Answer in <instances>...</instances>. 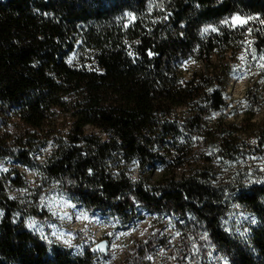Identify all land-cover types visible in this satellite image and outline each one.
<instances>
[{"label":"trees","instance_id":"1","mask_svg":"<svg viewBox=\"0 0 264 264\" xmlns=\"http://www.w3.org/2000/svg\"><path fill=\"white\" fill-rule=\"evenodd\" d=\"M234 15L253 18L204 30ZM261 21L264 0H0V162L72 186L111 228L136 227V204L190 215L181 264H264V181L240 162L264 153ZM257 64L227 119L229 81ZM26 186L0 174V264H81L27 229L30 205L10 193Z\"/></svg>","mask_w":264,"mask_h":264},{"label":"rangeland","instance_id":"2","mask_svg":"<svg viewBox=\"0 0 264 264\" xmlns=\"http://www.w3.org/2000/svg\"><path fill=\"white\" fill-rule=\"evenodd\" d=\"M239 16L246 19L243 15ZM210 25L218 29L226 24L216 22ZM207 31L212 29L208 28ZM250 49V40H247L245 48L239 55L240 62L244 63ZM257 67L258 64L256 67L242 66L229 81L228 93L232 97L230 104L235 111L227 115V119L237 120L241 117L243 91L248 81L257 79ZM258 81L263 86V101L254 117L257 122L264 120V80L258 79ZM255 146L256 143L250 141L248 148ZM261 150L264 152V145ZM240 162L241 167L247 169V181H254L255 176L264 181V153H252L251 156L247 154L245 160ZM215 167L218 168V173L224 175L229 168L236 166H229L226 170L221 164L215 163ZM12 169H18L26 178L27 186L24 190L18 191L17 188H13L10 193L12 198L20 196L30 205V214L26 218L27 229L41 238L46 237L58 243L75 256L79 255L82 257L81 264H181L188 250L193 252V245L190 241L187 242L185 235L192 220L188 214L181 218L178 215L170 217L156 213L151 215L136 204L139 212L143 213L136 227L111 228L110 224L106 225L101 219L88 216L78 206L72 204L69 196L72 186L68 185L63 189L47 178L36 176L32 169L17 162H0L1 175ZM130 173L131 178L136 180L137 172L134 167L131 168ZM30 222H34V227L28 226ZM65 240L69 243H64ZM101 240L109 242L108 253L105 256L96 249L97 243Z\"/></svg>","mask_w":264,"mask_h":264},{"label":"snow or ice","instance_id":"3","mask_svg":"<svg viewBox=\"0 0 264 264\" xmlns=\"http://www.w3.org/2000/svg\"><path fill=\"white\" fill-rule=\"evenodd\" d=\"M128 15L131 16L132 13H128ZM252 18L253 17H248L246 19H243L239 15H235V16H233L231 18H226V19L220 21V23L221 24H226V25H229V26H235L236 24H244V23H247V19H252ZM261 22L264 23V21H261ZM208 28H211L212 31H217L218 30L217 28H215V27H213L211 25H208L204 30L207 31ZM149 54H151V53H149ZM129 55H132V53L129 52ZM241 59H243V57H241ZM261 59H264V55L261 56ZM261 67H264V65H261ZM209 91H211V89H209ZM2 214H3V212H2V210H0V215H2ZM253 222H255V221H253ZM28 226L29 227H34V222H30ZM41 235L43 236V234H41ZM53 235H55V233H53ZM45 239H46V237H45ZM64 243L67 244L69 242L67 240H65Z\"/></svg>","mask_w":264,"mask_h":264},{"label":"water","instance_id":"4","mask_svg":"<svg viewBox=\"0 0 264 264\" xmlns=\"http://www.w3.org/2000/svg\"><path fill=\"white\" fill-rule=\"evenodd\" d=\"M108 246H109V242L108 240H101L100 242L97 243L96 249L97 252L101 253L102 255H107L108 253Z\"/></svg>","mask_w":264,"mask_h":264}]
</instances>
